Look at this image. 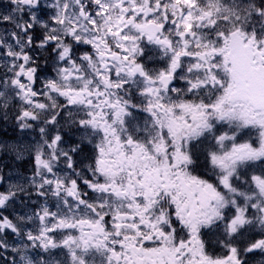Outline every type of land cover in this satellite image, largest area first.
Listing matches in <instances>:
<instances>
[{
    "label": "snow or ice",
    "instance_id": "snow-or-ice-1",
    "mask_svg": "<svg viewBox=\"0 0 264 264\" xmlns=\"http://www.w3.org/2000/svg\"><path fill=\"white\" fill-rule=\"evenodd\" d=\"M12 108L39 134L5 146L32 164L0 176L12 264L264 253V0H7L0 118ZM203 230L226 252L210 254Z\"/></svg>",
    "mask_w": 264,
    "mask_h": 264
},
{
    "label": "rangeland",
    "instance_id": "rangeland-1",
    "mask_svg": "<svg viewBox=\"0 0 264 264\" xmlns=\"http://www.w3.org/2000/svg\"><path fill=\"white\" fill-rule=\"evenodd\" d=\"M7 3V0H0V6H3ZM17 109V108H16ZM15 121V114L10 119V115L8 120H4L0 118V176L5 177H12L13 179L16 178L19 174H29L32 168V164L30 161H22L17 160L16 158L13 159L10 157L12 155L10 151L7 150L5 146L13 145V144H23V143H35L33 141V136H28L26 131L29 129H20L17 124H12V121ZM30 132L34 135L33 130L31 129ZM38 136V132H35ZM14 135V136H13ZM238 142H248L251 143L254 147L259 146L258 137L255 133L248 134V130H244L240 136L238 137ZM91 146H86V154H90ZM14 155V154H13ZM15 156V155H14ZM26 157V156H25ZM12 159V160H11ZM200 174H204L203 169V161L200 163L199 167ZM210 179L214 180V177H209ZM83 186V185H81ZM3 187H7V183L3 185Z\"/></svg>",
    "mask_w": 264,
    "mask_h": 264
},
{
    "label": "flooded vegetation",
    "instance_id": "flooded-vegetation-1",
    "mask_svg": "<svg viewBox=\"0 0 264 264\" xmlns=\"http://www.w3.org/2000/svg\"><path fill=\"white\" fill-rule=\"evenodd\" d=\"M158 63V62H156ZM151 66V63H150ZM41 67L42 69L45 68V65L43 63V59H41ZM47 74L49 75H54V73L51 70V67H47ZM174 84L176 87H181L183 82L180 80H176L174 81ZM37 87H39V84L37 85ZM18 111V109L16 108H12L10 111V119L12 118V116L15 114V112ZM12 124H15L16 122L13 120L11 122ZM31 129H29V131H26V134L28 136L32 135L33 141L38 139V135L36 133H34V135L30 132ZM14 136V135H13ZM10 157H12L13 159H15V156L12 154H10ZM203 156L200 157V161H203ZM12 160V159H11ZM31 160V156L26 155V157L22 160V161H30ZM83 187V186H82ZM54 210V208H53ZM204 231V235L202 236V239L205 241V247L206 250L210 253V254H214V255H221L224 252H226V249H223L218 243H216L217 240V236L216 234L210 233L207 230H203ZM11 243V241H10ZM0 254H2L8 261V264H12V256L9 253H5L3 252V250H0ZM244 260L246 262V264H264V253H261L259 251L253 252V253H248L245 257ZM0 264H3L2 261H0Z\"/></svg>",
    "mask_w": 264,
    "mask_h": 264
}]
</instances>
